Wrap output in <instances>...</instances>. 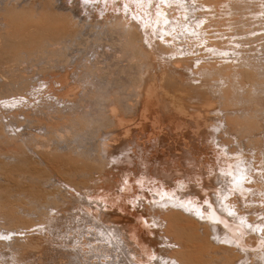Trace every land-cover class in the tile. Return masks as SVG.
<instances>
[{
    "label": "bare ground",
    "instance_id": "obj_1",
    "mask_svg": "<svg viewBox=\"0 0 264 264\" xmlns=\"http://www.w3.org/2000/svg\"><path fill=\"white\" fill-rule=\"evenodd\" d=\"M16 1L0 3L5 4L0 10L5 22V31L0 35V61L5 72L17 73L16 66L31 59L60 67L73 61L78 53V65L83 68L77 73L78 80L91 82L92 86L83 89L82 82L79 96L78 80L71 81L68 74L62 80H43V89L40 78L33 85L22 73L14 88L1 90L8 89L7 82L0 86V142L5 145V149L0 146V249L11 247L13 264L24 261L22 252L26 249H38L40 242L36 241L40 239L35 241L29 235L32 228H60L62 218L79 209L90 220L89 230H95L87 233V229L85 235L82 224L84 233L76 235L79 245L73 250L85 253L83 264H91L89 258H97L95 264H264V61H256L257 57L247 51L251 44L258 46L262 40L261 49L256 50L264 55V28L260 27L264 22V0H258L263 10L256 0ZM83 11L88 13L81 17ZM198 12L194 20L192 16ZM196 36L201 40L199 49H191L192 44L187 49L197 55L187 52L189 56L180 57L183 51L174 46H182L186 38L193 42ZM247 44L249 48L244 49ZM189 71L199 78H191ZM15 75L14 79L18 77ZM198 80L200 83L194 82ZM143 85L144 92L139 89ZM141 94L142 110L150 113L149 119L162 109L172 111L176 128L188 130L181 131L180 140H189L193 146L199 140L201 145L190 149L193 153L197 150L205 156L208 149L216 155L215 162L208 160L210 166L196 178L199 183H192L188 172L191 183L175 176L178 180L173 178L174 184H170L172 175L166 176L167 182L158 174L153 178L170 184L162 182V188L160 183H149V176L137 177L134 169H121L119 173L120 168H116L119 174L108 171L109 155L105 154L135 140V136L128 138L131 128L126 114ZM36 95L43 100L39 104L33 99ZM45 95L50 100L44 99ZM193 100L199 104H192ZM217 111L225 121V133L211 135L212 141L205 142L213 119L220 118L215 117ZM7 126L13 130H7ZM110 127H116L119 138L105 137ZM20 128L23 130L18 131ZM232 133L242 138L238 149L227 136ZM136 163L133 168L141 170ZM150 170L154 172L155 168ZM136 183L151 190L152 196L145 191L139 195ZM183 186L186 190L182 191ZM117 189L120 199L114 193ZM137 201L143 212H130L127 202L136 208ZM34 217L39 223H32ZM91 234L94 238L90 239ZM74 253L72 256H77Z\"/></svg>",
    "mask_w": 264,
    "mask_h": 264
},
{
    "label": "rangeland",
    "instance_id": "obj_2",
    "mask_svg": "<svg viewBox=\"0 0 264 264\" xmlns=\"http://www.w3.org/2000/svg\"><path fill=\"white\" fill-rule=\"evenodd\" d=\"M1 2V4H3V3H7V4H10V2L12 3L13 1V3L12 4H15V3H17L18 1H16V0H0ZM6 1H10L9 3L8 2H6ZM29 1L30 0H28V3H29ZM189 2H192V0H188ZM262 2H263V0H261ZM256 2H259L258 0H256ZM262 2H259L258 3V6H259V8L262 6V8H263V5H262ZM69 3V5L71 4V1H69L68 2ZM0 4V5H1ZM259 4H261V5H259ZM5 5V4H4ZM4 5H2V6H0L1 8H0V10L4 7ZM262 8H260V9H262ZM264 9V8H263ZM262 9V10H263ZM205 10V9H204ZM2 11V10H1ZM0 11V35L2 34V33H4V31H5V22H4V18H3V13ZM87 11H83L81 14L83 15V16H81V17H84V16H86L87 15ZM200 14V12H198L197 13V15L196 14H193V16H192V18H195L194 20H196V18L197 17H199L198 15ZM88 17V16H87ZM230 17V16H229ZM192 18H191V20H192ZM262 18H264V17H262ZM194 20H192L191 22H193ZM2 22V23H1ZM4 22V23H3ZM4 24V25H3ZM264 22L262 23V25H260V27H262V28H264ZM3 29V30H2ZM2 32V33H1ZM261 32V31H260ZM262 32H264V30H262ZM194 37L195 36H191V38L192 39H194ZM196 38H197V40H196ZM196 38H195V40L192 42V39H190L191 41L189 42V43H186L185 45H184V43L186 42L185 40H189V39H182L183 41H182V43H183V45L182 46H180L178 43V45H176V46H174V47H176V48H179L178 50L179 51H183V53H182V55H180V57H183L184 55L185 56H187L188 54H187V52H189V54L191 55V56H196L197 55V53L195 52L194 53V50L195 51H197L196 49H199V47H197L198 45H200L201 43V40H199L200 38H198L197 36H196ZM159 40H161V38H158ZM195 41H198V42H195ZM200 41V42H199ZM179 42V41H178ZM188 42V41H187ZM192 42V43H191ZM260 42H262V40L261 41H259L258 42V46H257V44L256 45H254V44H251V48L249 49V50H247L248 51V53L250 52V55L252 56V57H257L256 58V61L257 60H259L258 62H263L264 60V55H263V53H261V51H260ZM179 43H181V42H179ZM195 43V44H194ZM197 43V44H196ZM255 43H257V42H255ZM171 44V43H170ZM190 44V45H189ZM191 44H192V48L190 47L191 46ZM172 45V44H171ZM194 45V46H193ZM196 45V46H195ZM248 46L247 47H245L244 49H248L249 48V44H247ZM254 45V46H253ZM185 46V47H184ZM256 46V47H255ZM181 47H183V49H181ZM197 47V48H196ZM255 47V48H254ZM258 47L260 48L259 49V52L256 50V49H258ZM187 49V48H191V49H194V48H196V49H194V50H191L190 51V49L188 50L187 49V51L185 50V49ZM253 51H256V53L254 52L253 53V55L251 54ZM186 52V54H184ZM199 53V52H198ZM248 53H247V55H248ZM196 54V55H195ZM254 54H256V55H254ZM77 55V57H75V59L73 60V61H69L68 63H65L64 65H62V66H60V67H57L59 64H55V66H52V63H49V64H47L46 62H40V60H33V59H31V60H33V62L31 61V60H28V62L27 61H21V63L19 64V66L17 65L16 66V68L14 69L15 71H17V73L15 72V73H13L12 75L10 74V73H12V71H10V72H8V73H6L5 71H6V67H5V65H4V63H1V61H0V86H1V84L3 83L4 84V82L6 83L7 82V85H8V89L7 88H4V89H2L1 87V90H9V88H14L15 87V82H17V83H19L18 81H15V80H18L17 78H20L18 75H20L21 73H22V76H24L25 78H28V80L29 81H31L32 83H33V85L34 84H36V83H38L39 81H41V83H43V85H44V87H43V89H45V87H46V85H45V81L46 82H48L49 83V81H48V79L51 81V79H55V80H62V77L65 75V74H68V77H69V79L72 81H74L75 80V82H77V80L78 79H80L79 78V76L77 75V73L78 72H82V70H83V68H81L80 67V65H78V64H80L81 62L79 61L80 59H79V54L77 53L76 54ZM260 55H261V58H259L260 57ZM189 56V55H188ZM262 56H263V58H262ZM77 58V59H76ZM173 58H174V56H173ZM79 59V60H78ZM29 61H31V63L29 62ZM76 61V62H75ZM4 62V61H3ZM79 62V63H78ZM200 62V61H199ZM29 63V64H28ZM74 63H75V65H74ZM47 64V65H46ZM68 64V65H67ZM42 65V66H41ZM54 65V64H53ZM57 65V66H56ZM65 65L67 66V67H65ZM71 65V66H70ZM18 67V68H17ZM28 67V68H27ZM29 67H30V69H29ZM35 67V68H34ZM43 70H42V69ZM57 68V69H56ZM17 69V70H16ZM19 69V70H18ZM54 69V70H53ZM64 69V70H63ZM21 70V71H20ZM80 70V71H79ZM19 71V72H18ZM52 71V72H51ZM74 71H77V72H74ZM157 71H159V70H157ZM28 73V74H27ZM31 73V74H30ZM35 73V74H34ZM188 73H190V75H191V78H199V76L197 75H192V73H191V71H189ZM1 74H2V76H1ZM8 74H10L11 76H9ZM14 74H16L18 77H16L15 79L13 78L14 76ZM73 76H72V75ZM79 74V73H78ZM15 75V76H16ZM28 75H29V77H28ZM31 75V76H30ZM61 75V76H60ZM5 76H9V77H5ZM37 76V77H36ZM70 76H72V77H70ZM74 76H75V78H74ZM194 76V77H193ZM13 79H12V78ZM30 77H31V79H30ZM52 77V78H51ZM56 77V78H55ZM77 77V78H76ZM190 77V76H189ZM9 78V79H8ZM32 78H33V81H32ZM36 78H37V80H38V78H40L39 79V81H37L36 80ZM59 78H61V79H59ZM210 79V78H209ZM4 80V81H3ZM8 80V81H7ZM10 80H14V82L13 81H10ZM34 80H36V83H34L35 81ZM43 80H45V81H43ZM3 81V82H2ZM20 82H21V79L19 80ZM43 81V82H42ZM199 81V82H198ZM198 81H194V82H196V83H200V80H198ZM13 82V83H12ZM30 82V83H31ZM80 82V83H79ZM83 82V83H82ZM79 81L78 80V82H77V90H79L81 87V83H82V88L84 89L85 87H83V86H92V83L91 82H84V81ZM16 83V84H17ZM32 83H31V85H32ZM84 83H86V84H84ZM14 84V85H13ZM79 84V85H78ZM90 84V85H89ZM145 84V83H144ZM93 85H94V83H93ZM11 86V87H10ZM12 86H14V87H12ZM17 86H20V84L19 85H16V87ZM57 89H59V87H60V84H57L56 86H55ZM19 88V87H18ZM18 88H16V89H18ZM141 88H143L142 89V92H144V90H145V85H143L142 87H139V89L141 90ZM83 89H80L79 90V92H77V93H79V96L81 95V93H82V91H83ZM0 90V91H1ZM34 100H35V102H36V104H39L40 103V101H43L42 99H39L38 98V96L36 95V97H34L33 98ZM44 99H49L48 98V95H45L44 96ZM11 100H14V98H12ZM50 100V99H49ZM135 100V101H134ZM134 100L132 101V104H134V105H132V110L128 113V114H126L127 115V121H128V123L127 124H129V126H130V128H131V131H129V135H128V138H130V139H132V138H134V136H135V140H131V142H130V144H132V145H130L129 144V142L127 143V145H128V149H125V147L127 146H125V147H121L120 149H117V151H113L112 152V150L110 149L108 152V154H105V155H109V156H107V160H108V162H107V164H108V171H111V172H113V173H115V174H117L118 172H116L117 170H115L116 168H120V169H118V171L120 170L121 171V169H125L127 172H129L130 171V169H131V171L133 170L134 172H136L135 174H137L138 173V176L137 177H141V176H149V183H153L152 185H157V184H159V185H161L162 184V182L164 183L167 179H169L168 177L166 178V176H168V175H172V178L169 180L170 182V184L173 182V178L174 179H176V180H178L179 179V177H182V179H179V181L181 180V181H189L188 183H191V178H192V183H195L196 182V184H197V182L198 181H196L197 179V177L198 178H200V175H202L206 170V167H207V169H208V167L210 166L209 164L211 163V162H215V157H216V155L213 153V152H211V150H209L208 151V149H207V154L205 155V156H201L200 154H199V151H197L196 150V154L195 153H193L190 149L193 147L194 148V146H196V145H201V143L202 142H200L199 140L197 141H195V145L193 146V144L191 145L190 143V141L189 140H187V142L185 143L183 140H182V138H181V140H180V133H181V131H185V130H187L186 129V127H184L185 129L183 130V129H177L176 128V118L175 119H173L174 117H175V115H174V113L172 112V111H170V112H168L169 110H167V109H162V111H160V113H159V115H151L150 116V118L151 119H149V115H150V113H147V112H145V111H143L142 110V106H141V104L143 105V101H144V96L141 94V96L139 95V96H136L135 98H134ZM140 103H139V102ZM194 101H195V103H194ZM2 102H4V101H2ZM1 102V103H2ZM193 103L192 104H196V103H198L199 104V101H197V100H193L192 101ZM138 104V105H137ZM140 104V105H139ZM197 105V104H196ZM141 106V107H140ZM135 107H139L138 109L137 108H135ZM141 108V109H140ZM135 109V110H134ZM136 111V112H135ZM137 111H139V112H137ZM162 112V113H161ZM166 112V113H165ZM172 112V113H171ZM133 113H134V115H133ZM136 113V114H135ZM171 113V114H170ZM162 114H163V116H162ZM164 114H166V115H164ZM167 114H168V116L170 115V117H172V118H168V116H167ZM216 114L217 115H215V117H220V118H218L217 119V121H216V119L214 118L213 119V121H212V124H211V126L209 127V129L207 130L208 131V134H206L205 135V142H211L212 141V138H213V136L214 135H222L223 136V134L225 133V121H224V119L223 118H221V115H222V113L221 112H219V111H217L216 112ZM132 115V116H131ZM135 115H137V116H135ZM134 116V117H133ZM156 117V118H155ZM133 118V119H132ZM139 118V119H138ZM165 118V119H164ZM168 118V119H167ZM141 119V120H140ZM220 119V120H219ZM7 120H9V118L8 119H6V122H7ZM155 120V121H154ZM169 120V121H168ZM215 120V121H214ZM223 120V121H222ZM4 121H5V119H4ZM161 121V122H160ZM163 121H165L164 123H163ZM166 121H168V122H166ZM219 121H221L220 122V124L218 123ZM263 121V120H262ZM144 122V123H143ZM146 122H148V123H146ZM173 122V123H172ZM132 123V124H131ZM143 124V125H142ZM144 124H146V125H144ZM151 124V125H150ZM213 124H216L217 125V129L215 128V127H213L212 125ZM147 125H148V127H147ZM173 125V126H172ZM222 125V126H221ZM143 126H145V127H143ZM160 126V127H159ZM167 126V127H166ZM221 126V127H220ZM9 126H7V130H13L12 129V127L10 126V128H8ZM150 127V128H149ZM152 127V128H151ZM160 128V129H158V128ZM172 127H173V129H172ZM147 128H149L150 130H147ZM165 130H164V129ZM171 128V129H170ZM143 129H145V130H143ZM219 129V131H217ZM1 131L3 130L2 128L0 129ZM20 130H23V128H20V129H18V131H20ZM163 130V131H162ZM167 130V131H166ZM168 130H170L169 132H168ZM116 131V133H114ZM146 131V132H145ZM147 131H149L148 133H147ZM159 131V132H158ZM188 131V130H187ZM217 131V132H216ZM222 131V132H221ZM264 131V130H263ZM112 132V133H111ZM154 132V133H153ZM167 132H168V134H170L171 133V136L169 135V140H168V134H167ZM106 136L105 137H109V138H112V136H116V138H119L120 136H118L117 134H118V132H117V130H116V127H110L109 129H107L106 130ZM114 133V134H113ZM132 133V134H131ZM139 133H140V135H139ZM220 133V134H219ZM133 136V137H131V135ZM134 134V135H133ZM137 134V135H136ZM158 134H159V136H158ZM177 134H179V136L177 137V136H175V135H177ZM210 134V135H209ZM143 135H144V137H143ZM145 135H146V138H145ZM165 135V136H164ZM167 135V136H166ZM211 135H213V136H211ZM231 135V136H230ZM230 135H227V136H229V138L233 141V143L235 144L234 146H236L237 147V149H238V145H237V143H238V141H241L242 142V138L241 137H239V136H236L237 135V133L235 134V133H232V134H230ZM60 136H62V134L60 133ZM118 136V137H117ZM173 136H175V138L173 137ZM145 138V139H143V138ZM156 137V138H155ZM163 137H165V138H167V139H165V138H163ZM142 140H141V139ZM234 138V139H233ZM154 139V140H153ZM187 139V138H186ZM208 139V140H207ZM41 141L42 140H44V138H41L40 139ZM141 140V141H140ZM145 140V141H144ZM164 140V141H163ZM171 140V141H170ZM174 140V141H173ZM176 140V141H175ZM207 140V141H206ZM128 141H130L129 139H128ZM144 141V142H143ZM154 141V142H153ZM165 141H167L168 142V144H171V143H173V145L171 144V145H168V144H166L167 142H165ZM179 141H181V142H179ZM132 142H135L134 144L132 143ZM140 142H142V143H140ZM163 142H164V144H163ZM171 142V143H170ZM200 142V143H199ZM1 144H0V146L1 145H3L4 147H2V149H5V145H4V143H2V142H0ZM137 143H139L138 145H137ZM240 143V142H239ZM140 144H142V146L140 145ZM148 144V145H147ZM162 144H163V146H162ZM177 144H178V146H177ZM133 145H134V148H133ZM150 145V146H149ZM157 145V146H156ZM166 145H168L167 147H165ZM181 145V146H180ZM140 146V147H139ZM180 146V147H179ZM187 146V147H186ZM1 147H0V151H1ZM136 147H139V148H137L136 149ZM142 147V148H141ZM154 147V148H153ZM169 147V148H168ZM174 147H175V150H174ZM197 147H199V146H197ZM126 150H124V149ZM193 148H192V150H193ZM131 149V150H130ZM141 149V150H140ZM169 149V150H168ZM184 149V150H183ZM173 152H172V151ZM185 150H187V151H185ZM120 151V152H119ZM128 151V152H127ZM141 151V152H140ZM149 151V152H148ZM169 151V153H167ZM175 151V152H174ZM177 151V152H176ZM123 152H124V154H123ZM132 152V154H134V155H132V154H130V153ZM138 152V153H137ZM165 152V153H164ZM192 152V153H191ZM117 153L119 154V156L117 155ZM121 153V154H120ZM136 153V154H135ZM174 153H175V155H174ZM248 153V152H247ZM123 154V155H122ZM127 154L129 155V157H131V158H129L128 156H127ZM176 154H177V156H176ZM209 154V155H208ZM124 156V157H122V156ZM146 155V156H145ZM209 157H208V156ZM211 155V156H210ZM212 155H214L213 157H212ZM116 159H114L113 157ZM126 156V157H125ZM134 156H136V157H134ZM143 156V158H141ZM180 156V157H179ZM117 157H119L118 159L120 160V162H119V160L117 159ZM122 157V158H121ZM149 157V158H148ZM204 157V158H203ZM205 157H206V160H205ZM109 158V159H108ZM125 158H126V160H125ZM142 160H141V159ZM146 158H147V161H145L144 162V160H146ZM158 158V159H157ZM183 158L185 159L184 161H183ZM200 158V159H199ZM204 159L205 160V162L206 163H204V160H202V159ZM208 158V159H207ZM212 158H214V159H212ZM110 159H112V160H110ZM122 159V160H121ZM125 161H124V160ZM140 159V160H139ZM198 159V160H197ZM127 160H129V164H128V161ZM133 160H134V162H133ZM166 162H165V161ZM168 160V161H167ZM183 161V163H182V161ZM194 160V161H193ZM208 160H209V162H208ZM212 160V161H211ZM118 161V162H117ZM122 161H124V163L122 162ZM127 161V162H126ZM132 161V162H131ZM143 161V163H142V165H141V162ZM164 161V162H163ZM186 161V162H185ZM190 162V164H189V162ZM192 161H193V164H191L192 163ZM130 162H131V165H133V166H130ZM137 162V163H136ZM147 162H149V165H150V167H149V165H148V163ZM197 162V163H196ZM207 162H208V164H207ZM121 163V164H120ZM133 163H136L135 165H136V167L138 166V167H140L141 168V170L139 169V168H133V167H135L134 166V164ZM146 163V164H145ZM159 163V164H158ZM185 163H186V165H185ZM194 163H196V165H194ZM126 164V166H130L131 168H129V167H126V166H124ZM140 164V165H139ZM145 164V165H144ZM153 164V165H152ZM155 164V165H154ZM181 164H182V166H181ZM204 164H206L205 166H204ZM212 164V163H211ZM120 167H119V166ZM188 165V166H187ZM191 166V168L194 170V172H193V170H190L191 168H190V166ZM198 165V166H197ZM124 166V168H122V167ZM144 166H146L145 168H144ZM186 166H187V168H188V171H187V168H186ZM114 167V168H113ZM182 167V168H181ZM183 167H185V170H184V168ZM204 167H205V169H204ZM112 170H111V169ZM149 168V169H148ZM153 169L154 170V168H155V170H154V172L153 171H151L150 169ZM181 168V169H180ZM190 168V169H189ZM139 169V172H137V170ZM183 169V170H182ZM148 170H150L149 172H148ZM120 171H119V173H120ZM162 171V172H161ZM166 171V172H165ZM175 171H176V173H177V171H178V174H176L175 173ZM179 171H180V173H181V171H183L184 172V174L183 175H185V177L182 175V174H180L179 173ZM192 171V172H191ZM202 173H201V172ZM145 173V175H144V173ZM147 172V173H146ZM151 172H152V174H153V176H152V174H151ZM155 172H156V174H155ZM158 172H160V173H158ZM169 172L170 173H172V174H169ZM182 172V173H183ZM187 172L189 173V176L191 177H187ZM190 172L191 173H193L192 175H190ZM197 174H196V173ZM118 173V174H119ZM131 173H133V172H131ZM140 173V174H139ZM143 175H142V174ZM174 173L176 174V175H174ZM149 174H151V175H149ZM159 174V176H160V178L159 179H162V180H165V181H162V180H157V179H154V178H158L159 176H157ZM162 174H165V175H163L162 176ZM140 175V176H139ZM174 175V176H173ZM181 175V176H180ZM199 175V176H198ZM121 176H122V173H121ZM121 176H119L120 177V179H121ZM131 176H133V175H131ZM150 176H152V177H150ZM155 176H157V177H155ZM164 176H165V178L166 179H164ZM175 176L176 177H178V179L177 178H175ZM194 176H195V178H194ZM154 177V178H153ZM150 178H153V179H150ZM186 179V180H185ZM188 179V180H187ZM199 180V179H198ZM157 181H159V182H157ZM167 182H168V180H167ZM178 182V181H177ZM177 182H175L176 184H177ZM199 183V182H198ZM137 184H138V188H137V193L140 195L141 193H142V191H145L146 193H147V195L149 196V197H151L152 196V194H151V190H149L148 188H142V184H139V183H136L135 185L137 186ZM165 184V183H164ZM170 184H165L166 186H169ZM172 184H174V182L172 183ZM146 186H148L147 184H146ZM163 186L164 185H161V187L163 188ZM165 187V186H164ZM172 189H173V186L171 187ZM182 191L183 190H186V188H185V186H183L182 188ZM117 191V192H116ZM149 191V192H148ZM120 191H119V189H117V190H114V193L116 194V197L117 198H119L120 197V193H119ZM119 195V196H118ZM120 199V198H119ZM141 199H143L145 202H146V199L145 198H141ZM148 202V201H147ZM147 202H146V204H147ZM149 203V202H148ZM127 205H131V207H130V212H134L133 210H135L136 211V209H139V211H142V208L143 207H141L140 205H138V201L136 202V208L133 206V204L132 203H128L127 202ZM94 207H95V205H93ZM133 208V209H132ZM141 208V209H140ZM80 210V209H79ZM79 210H73V212H69V217H67V218H62V225H61V227L60 228H53L54 229V232L52 233L51 231H53V229H51V228H46L45 229V227L46 226H44V225H40V226H38V227H41V228H38L37 226H35L34 228H32V230H33V232H30L31 234H29L30 235V237H31V239H40L39 241H36L37 243H39L38 245L40 246V248H39V246H38V249H36V248H33V249H35V250H33V249H26V251H24V252H22V257H23V262H20L19 264H83V261L84 260H82V258H83V256L85 255V253L83 252V251H81V252H79V250H78V252L77 253H74L75 252V250H73L74 249V246H76V245H79V243L77 242L78 240H77V238H78V236H79V234L78 233H84L85 232V235H87L86 234V230L88 229V231L89 232H87V233H92L93 232V230H94V228L93 229H91L92 231H90L89 229L91 228L90 227V223H89V219H87L86 217L87 216H83L84 215V212H82V210H80L81 212H82V215L80 214L81 212L79 211ZM55 211H53V214H55L54 213ZM143 212V211H142ZM74 213V214H73ZM72 214V215H71ZM80 214V215H79ZM74 215H76V216H74ZM78 215V216H77ZM144 216L146 217L145 219H148V216L149 215H147V214H145L144 213ZM35 217H37V216H35ZM35 217L33 218V219H31L32 220V223H39V221L37 220L38 218H36L35 219ZM85 218V220H81L80 221V218ZM69 219H70V222H68L69 221ZM87 219V220H86ZM149 219H150V217H149ZM66 220H68V221H66ZM75 220H76V222H75ZM89 220V221H88ZM83 221V222H82ZM85 221V222H84ZM69 224H68V223ZM72 222V223H71ZM78 222V223H77ZM79 222H80V224H79ZM151 223V224H150ZM149 224V226H151L152 225V222H150ZM67 224V225H66ZM71 224V225H70ZM73 224V225H72ZM83 224V225H82ZM86 226H85V225ZM69 225V226H68ZM74 225H77L78 227H76V226H74ZM81 225H82V227L84 228V232H83V228L81 227ZM154 225V224H153ZM75 228H77V229H75ZM87 226H89L88 228H86ZM147 226V225H146ZM69 227H70V229H69ZM72 227V228H71ZM81 227V228H80ZM148 227V226H147ZM155 226H152V228H154ZM62 228V229H61ZM79 228V229H78ZM151 228V227H150ZM35 229V230H34ZM37 229V230H36ZM39 229V230H38ZM46 230V233H45V230ZM49 229H50V232H51V235H50V232H48L49 231ZM68 229H69V231L72 233V234H70L69 233V231H68ZM41 230V231H40ZM48 230V231H47ZM65 230V231H64ZM77 230V231H76ZM82 231V232H81ZM95 231V230H94ZM4 232V231H3ZM42 232H43V235H42ZM64 232H65V237H64ZM67 232H68V234H67ZM25 232H23V234H24ZM35 233H36V237H38V238H36L34 235H35ZM60 233V234H59ZM63 233V234H62ZM76 233V234H75ZM93 233H95V232H93ZM23 234H22V236H23ZM33 234V235H32ZM56 234H58L57 236H56ZM66 234H67V238H70V236L72 237V238H70V239H67L66 238ZM38 235V236H37ZM42 235V236H41ZM55 235V236H54ZM64 237H62V236ZM76 235H78V236H76ZM12 236V235H11ZM39 236H41L40 238H39ZM44 236H48V237H44ZM60 236V237H59ZM90 237V239H91V236H92V234L91 235H89ZM57 239H56V238ZM1 238H3L2 237V235H1V233H0V239ZM66 238V239H65ZM75 238H76V240H75ZM92 238H94V236H92ZM24 237L22 238V241L25 243L26 242V239H25V241H24ZM43 239V240H42ZM74 239V240H73ZM7 242H9V241H11V238H7V239H5ZM58 240H60V241H58ZM66 240H69L68 242L66 241ZM29 241V240H28ZM27 241V242H28ZM34 241V242H35ZM45 241V242H44ZM76 241V243H74ZM41 242H42V245H41ZM50 243H53V245L52 244H50ZM55 243H57V244H55ZM63 243V244H62ZM78 243V244H77ZM66 244H68V245H70L71 247H69L68 245H66ZM58 245H60V247L58 246ZM67 248H65V247ZM2 247H4L3 249H2ZM1 247V249H0V263H2V262H4V261H6V262H9V261H11V264H13V262H12V259H13V255L12 254H14L13 253V250H10V248L11 247H6V246H2ZM5 247H6V250H5ZM43 249H42V248ZM73 247V248H72ZM8 248V249H7ZM45 248V249H44ZM49 248V249H48ZM70 248H71V250H70ZM65 250V251H64ZM68 250H70V251H68ZM63 252V253H62ZM24 253V254H23ZM72 253H74V254H76L77 256H72ZM78 253H80L79 255H78ZM83 254V255H82ZM9 255V256H8ZM67 256V257H66ZM71 256V257H70ZM87 256H92L90 253H87ZM33 258V259H32ZM80 260V261H77V260ZM90 259L91 258H89V261L88 262H92L93 264H95V261H96V259L97 258H95V260H94V258L93 259H91V261H90ZM39 260V261H38ZM92 260H94V261H92ZM2 261V262H1ZM72 262V263H71ZM82 262V263H81ZM97 262V261H96ZM91 263V264H92ZM90 264V263H89ZM97 264V263H96Z\"/></svg>",
    "mask_w": 264,
    "mask_h": 264
}]
</instances>
